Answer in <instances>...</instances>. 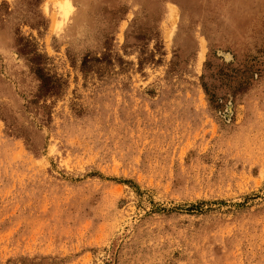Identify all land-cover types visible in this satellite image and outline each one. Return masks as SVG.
Masks as SVG:
<instances>
[{
	"label": "rangeland",
	"instance_id": "1",
	"mask_svg": "<svg viewBox=\"0 0 264 264\" xmlns=\"http://www.w3.org/2000/svg\"><path fill=\"white\" fill-rule=\"evenodd\" d=\"M77 2L0 0V264H264V0Z\"/></svg>",
	"mask_w": 264,
	"mask_h": 264
},
{
	"label": "clouds",
	"instance_id": "2",
	"mask_svg": "<svg viewBox=\"0 0 264 264\" xmlns=\"http://www.w3.org/2000/svg\"><path fill=\"white\" fill-rule=\"evenodd\" d=\"M38 12L48 22L46 37L65 40L69 37L80 7L77 0H40Z\"/></svg>",
	"mask_w": 264,
	"mask_h": 264
}]
</instances>
